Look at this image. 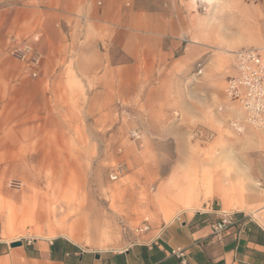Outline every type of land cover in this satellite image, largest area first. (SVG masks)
I'll return each mask as SVG.
<instances>
[{
    "label": "rangeland",
    "instance_id": "1",
    "mask_svg": "<svg viewBox=\"0 0 264 264\" xmlns=\"http://www.w3.org/2000/svg\"><path fill=\"white\" fill-rule=\"evenodd\" d=\"M5 3L0 0V8ZM186 12L182 44L200 51L185 91L201 122L189 129L171 124L158 133L150 126L119 130L117 123V129L91 132L86 117L77 116L74 130L62 134L63 147H25L17 112L7 114L17 109V100L0 83V222L6 240L59 235L92 250L121 251L145 241L187 203L211 197L216 183L219 203L221 194L227 196L226 213L240 204L247 215L261 212L250 217L260 215L264 225V132L246 124L241 106L224 94L235 75L234 53L264 49V0H187ZM194 130L211 138H198ZM179 157L193 163H172ZM118 165L122 171L111 181ZM173 175L180 179L169 185ZM171 204L177 208L170 210ZM32 213L39 218L31 226ZM46 215L53 224L66 218V226L47 227Z\"/></svg>",
    "mask_w": 264,
    "mask_h": 264
},
{
    "label": "crops",
    "instance_id": "2",
    "mask_svg": "<svg viewBox=\"0 0 264 264\" xmlns=\"http://www.w3.org/2000/svg\"><path fill=\"white\" fill-rule=\"evenodd\" d=\"M3 1L0 83L9 99L17 100V109L7 114L19 116L21 145L63 147L62 134L74 130L77 116L86 117L91 132L117 129L118 123L119 130L150 126L158 133L171 124L189 129L201 122L185 91L187 72L200 54L180 38L187 0ZM14 43L41 55L35 78L11 57ZM63 116L69 122H62ZM176 160L172 163H193ZM177 179L173 175L169 185ZM219 190L216 183L211 197L187 203L195 210L179 209L145 241L121 251L92 250L59 235L6 240L0 222V264H181L182 259L186 264H264L263 220L251 218L261 212L247 215L239 204L231 212L238 224L220 240L212 235L211 225L226 213L227 196L221 194L219 203ZM15 242L21 246L11 247Z\"/></svg>",
    "mask_w": 264,
    "mask_h": 264
},
{
    "label": "built area",
    "instance_id": "3",
    "mask_svg": "<svg viewBox=\"0 0 264 264\" xmlns=\"http://www.w3.org/2000/svg\"><path fill=\"white\" fill-rule=\"evenodd\" d=\"M10 55L24 66L32 78L37 76L42 57L32 47L25 43H14L10 49ZM234 68L235 75L225 84V97L241 106L246 124L264 132V49L238 50L234 53ZM200 73L201 70H198L197 74ZM231 126L238 132L243 130V126L239 123H233ZM193 133L194 136L204 137L205 140L211 138L209 134L204 135L201 130H194ZM131 137L136 140L138 134L132 132ZM121 171L122 166L118 165L110 174V180H117ZM238 222L239 219L235 218V214L223 213L219 221L211 225L212 235L220 240L223 234ZM172 254L183 258L181 251H173ZM181 264H186V261L182 259Z\"/></svg>",
    "mask_w": 264,
    "mask_h": 264
},
{
    "label": "bare ground",
    "instance_id": "4",
    "mask_svg": "<svg viewBox=\"0 0 264 264\" xmlns=\"http://www.w3.org/2000/svg\"><path fill=\"white\" fill-rule=\"evenodd\" d=\"M196 1V0H195ZM197 207V206H196ZM196 207H192V206H189V207H186L184 210H195L196 209ZM251 215L252 216H256V212H253V213H251ZM257 217V216H256ZM39 218V216L37 215V214H35V213H32L30 216H29V218H28V224H30L31 226L35 223V221H36V219H38ZM42 218V217H41ZM44 218V222H46L47 223V227H54V226H56L58 229H62V228H64L65 226H66V221L67 220H65V219H62L61 221H59V222H56V224L54 223H51L49 220H50V218H49V215H46V216H44L43 217ZM65 223V224H64ZM25 225V224H24ZM24 225H22V226H24ZM71 230H73V225L72 224H70L69 226H68ZM68 239H69V237H67ZM70 240V239H69Z\"/></svg>",
    "mask_w": 264,
    "mask_h": 264
},
{
    "label": "water",
    "instance_id": "5",
    "mask_svg": "<svg viewBox=\"0 0 264 264\" xmlns=\"http://www.w3.org/2000/svg\"><path fill=\"white\" fill-rule=\"evenodd\" d=\"M21 246V242H15L11 244V247H18Z\"/></svg>",
    "mask_w": 264,
    "mask_h": 264
}]
</instances>
